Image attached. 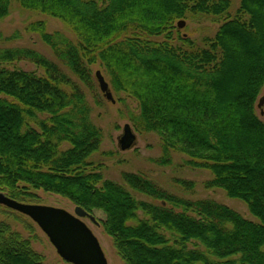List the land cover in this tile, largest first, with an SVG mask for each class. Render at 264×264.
<instances>
[{
    "label": "trees",
    "instance_id": "16d2710c",
    "mask_svg": "<svg viewBox=\"0 0 264 264\" xmlns=\"http://www.w3.org/2000/svg\"><path fill=\"white\" fill-rule=\"evenodd\" d=\"M64 23L76 41L39 35L59 63L30 48L0 49V191L31 198L26 185L105 213L104 228L125 264H264V123L255 112L264 87V0H241L234 19L201 48L190 39L173 46L175 22L189 15H227L232 0H0V22L12 5ZM28 62L37 71L9 69ZM100 64L117 93L133 97L137 132L156 133L162 157L210 172L208 189L244 203L257 222L214 200L175 196L143 175L106 181L89 158L103 142L91 121L83 85ZM71 74L68 73V72ZM38 114L47 118L29 126ZM68 144L69 148L63 149ZM194 189L195 184L177 181ZM143 215V217H142ZM0 264H44L29 241L0 223Z\"/></svg>",
    "mask_w": 264,
    "mask_h": 264
},
{
    "label": "rangeland",
    "instance_id": "374dc122",
    "mask_svg": "<svg viewBox=\"0 0 264 264\" xmlns=\"http://www.w3.org/2000/svg\"><path fill=\"white\" fill-rule=\"evenodd\" d=\"M240 1L232 0L228 14L221 17L192 14L182 19L186 22L183 29H178L177 23L179 21L175 22V32L172 40H168L165 36L150 38V40L160 43L170 41L173 46H180L182 45L181 40L186 37L203 48L205 47V39L214 38L222 24L236 17L240 8ZM39 21L46 22L49 33L61 32L76 41L75 35L61 21L37 12L24 10L17 2H14L10 16L0 22V49L30 48L59 63L50 47L42 42L39 35L27 31L31 23ZM6 67L12 70L20 69L41 73L34 65L28 62L14 63ZM97 71H101L109 83L115 103L108 101L101 92L95 78ZM91 72L93 82L88 86L83 85L73 77L86 94L87 102L91 109L92 123L103 131V142L100 150L89 158V161L93 163V166L88 169L89 171H97L102 174L106 181L126 187L137 200L153 202L150 198L128 188L123 181V174L143 175L163 188V190L190 201L214 200L237 211L249 221L257 222L244 203L239 200H230L223 190L206 188V183L212 179V175L208 171L186 166L184 164V161L187 160L186 156L173 153L171 164L167 166L161 165L159 161L162 157V150L158 134L137 132L132 122V115L140 114L139 104L136 99L125 93H117L111 84L108 74L100 64L93 65ZM263 95L264 87L256 102L255 112L264 123V115H262L264 107L262 109L258 108V101ZM46 118L47 115L38 114L35 119H28V124L30 127L39 130L38 123ZM126 124L132 127L137 141L131 150L122 152L119 141ZM67 148H69V145L65 144L63 149ZM179 180L193 182L195 184L194 189L188 190L178 185L177 181ZM19 191L23 193L28 191L27 193L32 195L31 198H21L19 202L60 208L74 214L76 205L61 195L48 193L44 190H35L23 184L20 186ZM0 192L10 198L7 191ZM92 215L97 220L98 225H95L89 219H85L84 222L98 238L108 264H125L114 247L113 239L104 228L105 213L95 210ZM0 223L9 225L13 233L20 234L23 240L29 241L31 249L42 257L44 264H70L61 259L47 236L28 217L0 205Z\"/></svg>",
    "mask_w": 264,
    "mask_h": 264
},
{
    "label": "water",
    "instance_id": "95a60500",
    "mask_svg": "<svg viewBox=\"0 0 264 264\" xmlns=\"http://www.w3.org/2000/svg\"><path fill=\"white\" fill-rule=\"evenodd\" d=\"M185 25L186 22L181 21L178 23V28L183 29ZM95 78L105 98L115 103L109 83L102 72L97 71ZM263 107L264 95L258 104V108L262 109ZM136 140L137 137L132 127L126 124L119 141L121 151L131 150ZM0 205L31 219L47 236L57 254L64 261L70 264H108L98 238L84 220L89 219L95 225H98V222L94 216L81 207H76L75 213L71 214L60 208L23 204L9 198L2 192H0Z\"/></svg>",
    "mask_w": 264,
    "mask_h": 264
},
{
    "label": "bare ground",
    "instance_id": "6f19581e",
    "mask_svg": "<svg viewBox=\"0 0 264 264\" xmlns=\"http://www.w3.org/2000/svg\"><path fill=\"white\" fill-rule=\"evenodd\" d=\"M181 21H183V20H182V19L179 20V22H181ZM179 22H178V23H179ZM178 23H177V25H178ZM18 202H19V201H18ZM20 203H22V202H20ZM23 204H24V203H23ZM28 205H31V204H28ZM76 207H80V206H76ZM76 207H75V208H76ZM81 208H82V207H81ZM82 209H83V208H82ZM84 210H85V209H84ZM85 211H86V210H85ZM74 213H75V209H74ZM89 214H90V213H89Z\"/></svg>",
    "mask_w": 264,
    "mask_h": 264
}]
</instances>
